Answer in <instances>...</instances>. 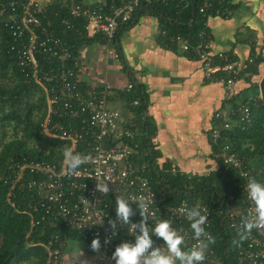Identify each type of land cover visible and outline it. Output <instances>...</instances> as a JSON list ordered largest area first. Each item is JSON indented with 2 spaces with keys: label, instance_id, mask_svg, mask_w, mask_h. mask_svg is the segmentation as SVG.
Instances as JSON below:
<instances>
[{
  "label": "built area",
  "instance_id": "built-area-1",
  "mask_svg": "<svg viewBox=\"0 0 264 264\" xmlns=\"http://www.w3.org/2000/svg\"><path fill=\"white\" fill-rule=\"evenodd\" d=\"M106 1L105 5L59 2L65 16L56 13L57 27L72 30L79 23L87 37L100 35L112 44L120 26L130 22L143 3L174 5L177 13L181 14L198 0ZM199 1L195 11L201 17L203 27L195 44H190L184 36H173L171 42L182 53L192 54L200 62L208 81L219 82L232 89L248 64H241L228 53L213 54L208 21L212 17L230 18L234 0ZM52 5L32 0H0V26L9 34V51L17 60L25 80L40 86L46 94L48 113L43 124L45 133L70 142L73 152L88 155L90 159L75 173L67 171L64 160L61 165L27 158L16 160L10 165V175L5 180V184L10 186L8 196L11 197L16 190L27 193L31 198L23 213L30 217L32 228L43 223L52 228L70 230L82 241L86 251L99 256L100 264H114L112 252L115 247L124 241H134L130 224L117 221L115 231L108 225L110 219H115V199L119 196L134 200L143 195L151 200L150 209L154 216L147 223L151 227L159 219L169 220L171 226L184 237L186 248L195 246L198 240L193 235L185 210L198 205L207 216L205 231L213 236L215 209L199 201L182 200L171 205L158 200L148 176L149 165L138 160L142 146L134 135V121L124 118L122 112L110 109L108 97L111 85L104 84L99 88L82 86L79 81L82 69L71 45L52 29V22L48 19ZM132 88L133 84L129 83L127 91ZM134 105H139V101H135ZM215 118L218 124L211 131V142L220 147L218 158L226 170L238 176L240 204L225 215L228 228L238 235L242 218L254 209L247 196V183L253 178L264 182V157L259 158L263 161L262 168L256 169L252 161L244 160L223 136L224 131L232 129L236 122H251L248 103L237 109H221ZM56 119H67V125L61 122L53 125ZM171 173L194 177L174 167ZM104 183L109 184L107 194L96 187V184ZM130 203L135 209V203ZM130 219L138 222L140 216L137 213ZM96 237L101 242L98 253L90 248L91 240ZM153 239L166 252L162 240ZM66 240L59 233H54L46 243L41 244L47 252L46 264H61ZM246 240V245L237 254V264H264V230L252 229ZM204 252L202 264H220L212 243Z\"/></svg>",
  "mask_w": 264,
  "mask_h": 264
},
{
  "label": "trees",
  "instance_id": "trees-1",
  "mask_svg": "<svg viewBox=\"0 0 264 264\" xmlns=\"http://www.w3.org/2000/svg\"><path fill=\"white\" fill-rule=\"evenodd\" d=\"M199 4L198 0L189 10L178 14V9L174 5L143 3L132 20L120 26L119 32L132 28L143 16H154L160 20L161 32H166L164 41L170 43L173 36H184L193 45L203 27L202 19L195 11ZM56 13L65 16V11L60 9L59 2L50 6L48 19L52 22V29L69 42L75 56L78 55L80 46L91 44L100 36L87 37L79 23L72 30L58 28ZM100 37L107 42L104 37ZM9 43L8 32L0 26V264H46L47 252L41 244L46 243L54 233H59L64 240L74 234L65 228H52L43 223L32 228L30 217L23 213L31 197L18 190L9 197L10 186L5 184V180L10 175V165L16 160L27 158L61 165L64 160L63 152L65 149H70L71 144L68 141L49 137L45 133L43 124L48 113L46 94L40 86L25 80L17 60L9 51ZM173 46L176 47V44ZM252 57V64L244 72L247 71L251 76L259 78L262 75L261 66L264 65V58L256 55L255 48H252ZM124 70L133 84L125 100L133 104L139 101L140 108L137 114L140 117L146 109L147 96L126 65ZM8 74L14 81L11 86H5L1 81V78H5ZM254 85L258 90V84ZM254 100L243 103L250 105L251 122L239 124L234 119L236 123L233 128L223 133L226 141L246 161L264 157V100L258 102ZM243 104L233 100V107L236 109ZM67 121V119H56L52 124L61 122L66 126ZM149 125L148 122L143 125L147 128V135L143 143L145 148L142 146L138 160L148 163V176L158 200L171 205L179 204L182 200L199 201L215 209L216 214L212 224L215 241L212 243V248L216 258L220 259V264H237V254L246 245L247 240L236 242L239 237L228 228L225 215L240 204L238 176L234 172L227 171L218 158L220 147L212 145L213 157L219 164L218 170L203 177L174 176L170 165L159 166L157 162L159 155L151 142L152 130Z\"/></svg>",
  "mask_w": 264,
  "mask_h": 264
},
{
  "label": "crops",
  "instance_id": "crops-1",
  "mask_svg": "<svg viewBox=\"0 0 264 264\" xmlns=\"http://www.w3.org/2000/svg\"><path fill=\"white\" fill-rule=\"evenodd\" d=\"M32 1L42 4H107L106 0ZM208 25L213 54L228 53L249 66L253 62L252 48H255L256 55L264 58V0H234L230 18L212 17ZM118 34L112 44L98 36L95 42L79 47L76 58L82 69L79 74L82 86H112L109 107L134 121V135L143 148L147 135V128L143 125L145 122L150 124L151 142L159 155V166L168 164L199 177L218 170L210 137L218 124L215 114L224 108L232 109L233 100L238 104L252 99L262 100L254 85L259 84L260 77L242 72L232 89L208 81L200 62L192 54L182 53L177 45L173 46L171 39L170 43L164 41L166 34H161L160 20L154 16H143L132 28ZM125 65L147 96L146 109L140 117L137 114L140 105L125 100L131 83ZM261 68L263 71L264 65ZM252 163L256 169L262 168V159H254ZM77 244L80 261L100 264L99 256L86 251L75 235L66 240L61 264H75L73 249Z\"/></svg>",
  "mask_w": 264,
  "mask_h": 264
},
{
  "label": "clouds",
  "instance_id": "clouds-1",
  "mask_svg": "<svg viewBox=\"0 0 264 264\" xmlns=\"http://www.w3.org/2000/svg\"><path fill=\"white\" fill-rule=\"evenodd\" d=\"M64 163L69 173H75L80 166L86 163L90 157L85 154L65 149L63 152ZM101 193L109 192V184H96ZM247 196L253 202L254 209L242 218L241 230L238 232L239 240L247 238L252 229L264 230V182L249 179L247 183ZM130 202H134V209ZM151 200L140 195L134 200L125 196L115 199V219H110L108 225L116 230L117 221L131 225L134 232V241H124L117 245L112 252L114 264H202L205 260V248L209 243H214L215 238L205 231L207 216L201 208L193 206L185 210V215L190 223V228L198 243L191 247H184V237L171 226L167 219H159L154 226L147 223L154 212L150 209ZM139 214L140 220L133 222L130 217ZM138 230V231H137ZM153 237L160 238L166 246V252L156 245ZM203 238V239H202ZM107 242V239L106 241ZM90 248L93 252H100L101 242L99 237L91 240ZM73 257L75 264L80 261L79 245H74ZM80 264H84L80 261Z\"/></svg>",
  "mask_w": 264,
  "mask_h": 264
},
{
  "label": "water",
  "instance_id": "water-1",
  "mask_svg": "<svg viewBox=\"0 0 264 264\" xmlns=\"http://www.w3.org/2000/svg\"><path fill=\"white\" fill-rule=\"evenodd\" d=\"M258 89H259V93L261 95V98L264 100V70L262 71V75L260 77Z\"/></svg>",
  "mask_w": 264,
  "mask_h": 264
},
{
  "label": "rangeland",
  "instance_id": "rangeland-1",
  "mask_svg": "<svg viewBox=\"0 0 264 264\" xmlns=\"http://www.w3.org/2000/svg\"><path fill=\"white\" fill-rule=\"evenodd\" d=\"M1 81H3L5 86H11L14 83L10 74L6 75L5 78H1ZM0 147H1V143H0Z\"/></svg>",
  "mask_w": 264,
  "mask_h": 264
}]
</instances>
